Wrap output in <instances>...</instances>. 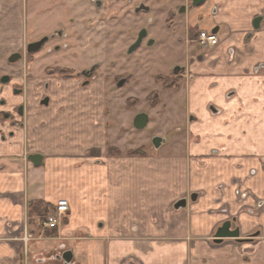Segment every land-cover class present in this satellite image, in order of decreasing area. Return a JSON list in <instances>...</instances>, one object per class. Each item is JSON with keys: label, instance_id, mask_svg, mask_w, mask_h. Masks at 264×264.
<instances>
[{"label": "crops", "instance_id": "crops-1", "mask_svg": "<svg viewBox=\"0 0 264 264\" xmlns=\"http://www.w3.org/2000/svg\"><path fill=\"white\" fill-rule=\"evenodd\" d=\"M252 4L244 0L221 13L218 23L228 28L218 47L189 44L209 59L193 67L200 76L186 80L181 92L188 112L201 119L188 128L200 141L189 140L186 150L110 156L99 121L103 110L85 96L91 88L53 79L49 106L38 105L42 97L33 102L31 90L29 103L19 96L24 127H13L9 140L0 135V264H64L57 258L66 251L74 254L71 264H264V207L243 210L264 201V73H254L264 63V30L244 41L250 18L259 12ZM0 41L2 49L12 47ZM230 47L236 49L233 61ZM233 89L236 97L226 99ZM211 103L220 115L206 111ZM34 154L42 156L40 167L29 160ZM240 181L251 189L248 200L235 194ZM194 192L198 201L174 210L177 200ZM61 199L69 201L70 213L48 235L40 218L30 216V205L54 208ZM224 209L237 217L242 236L259 237L212 245L229 217Z\"/></svg>", "mask_w": 264, "mask_h": 264}, {"label": "rangeland", "instance_id": "rangeland-1", "mask_svg": "<svg viewBox=\"0 0 264 264\" xmlns=\"http://www.w3.org/2000/svg\"><path fill=\"white\" fill-rule=\"evenodd\" d=\"M40 1L52 4L48 9L49 12L52 11V14H43L35 18L28 12L25 17L22 8L18 18L19 24L15 29L7 30L6 27H0V38H3L5 34H10L15 38L10 45L12 47H6V49L0 47V78L8 75L12 79L8 85L0 82V135L4 134L5 139L9 140V132L12 130L11 121H5L1 116V111L13 112L14 107L20 101L19 97L13 93V87L23 88L25 103L30 102L29 90L33 91L37 97V100L33 99V102L37 104L38 97L48 95L42 84L46 80L44 71L49 64H53L49 63L52 60L51 62L63 68L64 66H76L80 69L98 64L97 76L100 78L91 87V93L86 92L85 96L90 97V101L95 100L103 110L99 121L104 124V137L107 140L110 156L122 155V151L127 150L133 151L131 155L154 156L157 152L158 154L165 153L167 156L180 150L182 140L175 137L174 130L183 121L182 112L178 111L176 105L181 101L176 96L175 90L167 91L166 87H162V82L167 83L174 80L173 78L167 79V76H171L167 72L183 62L185 58H182L183 49L173 43V37L169 38L164 24L165 20L159 16L162 12H159L160 10L157 12L158 22L154 28L157 30L155 36L159 38L160 44L154 48L143 47L129 57L126 50L135 41L137 32L146 26L144 17H138L130 8L126 11L121 5L123 0L111 2L100 0L103 5L101 9H97L91 0H69V2L76 3L71 12H67V17L73 19L78 25L72 29L78 39L72 40L73 49L64 50L63 53L56 54L49 59L46 58L48 54L44 51L35 55L34 62L26 64L28 67L25 63L18 66L10 64L8 58L15 51L25 46L27 42L55 29L61 23V13H66L64 2L60 3L63 0H37V2ZM2 8L6 9L8 5H1L0 10ZM191 17L197 29L209 31L210 10L208 5L196 8ZM32 27L36 28L39 35L30 34ZM80 49L85 54L83 58H90L87 63L77 59L79 56L76 54ZM119 67L121 68L117 69ZM120 78L128 79L129 85L126 88H116V82ZM53 79L63 81L64 78L57 76ZM65 82L77 86L75 80H65ZM143 112L150 116V124L144 131H137L134 129L133 120L137 114ZM200 113L203 114L202 111ZM155 136L166 139V144L158 150L152 144ZM113 144H117V147ZM134 148L136 150H133ZM38 218L43 219L44 217Z\"/></svg>", "mask_w": 264, "mask_h": 264}, {"label": "flooded vegetation", "instance_id": "flooded-vegetation-1", "mask_svg": "<svg viewBox=\"0 0 264 264\" xmlns=\"http://www.w3.org/2000/svg\"><path fill=\"white\" fill-rule=\"evenodd\" d=\"M58 1V0H57ZM93 3H95V6L97 9L102 8V1L100 0H91ZM108 1H114V0H108ZM244 0H123V3L121 5L126 11H129V8L133 11L135 15L138 17H144V21L146 22V26L142 27L136 34V39L135 41L127 48L126 54L130 57L133 54H135L137 51H139L141 48L146 47V48H154L157 45L160 44V40L157 36H155L156 29V24L158 22V18L156 16L157 12H162L159 16L163 17L164 24L167 29V33H169V38L173 37V43L178 45L182 50V58H185L183 62H180L178 65H176L172 70L168 71L167 73L171 74V76H167V79L169 80L170 78H173L174 80L171 82L165 83L164 81L162 82V87H166L169 91L171 89L175 90V94L179 97V101L181 103H177V109L178 111L180 110L182 112L183 118L182 124L180 126H176L174 133L175 137L177 136L182 140V149L186 150L189 145V140L190 141H200V139L194 138L193 134L190 136L191 132L188 130L190 125H193L197 122H200V117L197 115L195 112H188L187 107L185 102H182L183 97L181 95L184 83L186 80L189 82H195L200 74L198 72H195L193 67H198L204 62L209 59L205 58L207 54H204L203 52H200L198 54H195L192 49H189V44H192L193 47H200L202 49H208L212 50L220 45V40L222 39L224 32L226 28H228L227 23H218V19L220 18L221 13H227L229 12L228 9L233 7V4L238 5L239 2H242ZM1 5H8V8L6 9H1L0 10V27H6L5 29H15L17 25L19 24V14L21 13V9L23 8V13H25V17L28 14H32L35 18L37 16H41L43 14H52V11H48L49 8H51L48 2H37V0H2L0 1ZM64 2V9L65 14L61 13V23L55 27V29L47 31L44 33L42 36L40 35L38 38L35 40L29 41L26 43L25 46L20 47L17 51H15L9 58V63L13 65H21L22 63L26 64H31L34 62V56L38 55L44 51H46V54L48 56L46 58H52L54 55L59 53H63L65 51H71L73 49V39L75 38L78 40L73 34V27H77L76 22L73 21V19H69L68 13L71 12L72 7L76 2H69V0H63L60 1V3L63 4ZM197 2H200L199 4ZM0 5V6H1ZM209 6L210 10V21L208 25V30H199L197 29L194 24V20H192L193 17L191 15L193 14L194 10L196 8H200L203 6ZM253 7L252 9L254 10H259L258 13H255L250 19V27H251V32L247 33L244 41L249 42L253 38L256 37V34L259 33L260 31L264 30V0H254V4H252ZM251 9V10H252ZM233 10V9H232ZM232 10H230L232 13H234ZM46 11V12H45ZM70 11V12H69ZM45 12V13H44ZM236 14V13H234ZM64 15V16H63ZM63 16V17H62ZM64 25V26H63ZM34 27V25H33ZM31 29L32 35H39L37 34L36 28ZM69 27H72L69 29ZM69 30V32H67ZM155 32V33H154ZM184 32V35L182 34ZM202 32H206L209 36L216 38L217 44L214 47H210L207 45H204L201 43L199 40V36ZM142 37L138 47L131 51L134 45H136L139 42V38ZM7 39L8 42L13 43L15 41V38L13 36L6 35L2 38ZM46 39L45 43L40 47L38 51H34L29 53L28 49L30 45H37L41 41ZM73 40V41H72ZM59 41V42H57ZM188 43V49L185 45V43ZM63 46V48H61ZM191 47V46H190ZM36 48V47H35ZM95 48V46H94ZM93 48V49H94ZM78 50V49H77ZM85 51V50H84ZM184 51V52H183ZM79 56L80 62L87 63L90 58H83L85 57V54L83 51H77ZM227 55L230 57L229 59L233 61L236 56V49L234 47H230L227 50ZM16 56L15 61L12 63L10 62L11 58ZM52 60L49 61V64L44 73V77L46 80L43 81L42 86H44L46 92L50 91V87L52 85V78L57 77V76H62L63 81H70V80H75L76 83L78 84V87L81 88L82 90L84 89H90L100 77L97 76V71L99 68L97 67L98 64H93V66L89 67H82L80 69L75 67H69V66H64L60 67L59 64L55 62H51ZM83 65V64H81ZM28 67V65H26ZM30 66V65H29ZM121 67L117 68L120 69ZM255 74H262L264 73V63H260L258 66L255 67L254 69ZM4 77H9L8 75L1 76L0 82L2 83V79ZM162 77V76H160ZM12 79L10 78V81L4 85L10 84ZM3 84V83H2ZM129 85L128 79L127 78H120L116 82V88L122 89L126 88ZM214 85V84H213ZM216 86V85H215ZM14 95L17 97L22 96L24 94L23 88L19 87H13L12 89ZM237 93L236 90L233 89L231 91H228L226 93V99H231L236 97ZM48 98L49 102L48 105L50 104V96L45 95L41 98L40 100V105H43V101ZM4 106V102L2 103ZM13 112H5L1 111V116H3V119L5 121H11L12 128L17 127L23 128L24 127V122L21 120L19 121V117H23L24 115V105H17L14 107ZM206 111L209 114L218 116L222 113V109L219 106H216L214 103H211L209 106H207ZM144 113V112H143ZM141 114V113H139ZM147 114V113H145ZM138 115V114H137ZM148 115V114H147ZM17 116V118H16ZM149 116V115H148ZM136 117V116H135ZM135 119V118H134ZM150 124V116H149V122L148 125L146 126L145 129L149 127ZM133 126H134V120H133ZM145 129L141 130L144 131ZM181 132H184L181 134ZM10 136L13 135V131L11 130L9 132ZM189 136V138H188ZM1 137L4 138V134H1ZM176 137V138H177ZM154 138H161L163 140L162 145L158 148L160 149L162 146L166 144V139L161 137V136H155ZM153 138V139H154ZM152 139V141H153ZM153 144V143H152ZM155 148V147H154ZM156 149V148H155ZM156 149V150H158ZM158 153L156 152L154 155H157ZM212 156H216L219 154V150L214 149L212 151ZM36 155V154H34ZM30 157V156H29ZM255 170H250V174H254ZM236 196L240 198V201L248 200L251 195V189L249 188H244L243 187V181L238 183V188L235 190ZM200 197L199 193H193L189 197H184L182 199H179L175 202H181L185 201L186 202V207L181 208L180 210L187 209L188 206L193 203L198 201ZM174 204V205H175ZM173 205V208H174ZM264 207V201H255L254 207L250 206H245L243 208L244 211H248L250 214L251 213H256L258 209ZM174 210H176L174 208ZM178 211V210H176ZM224 213L229 212V217L223 222L221 226H219L216 231L215 235L213 238L210 239V243L214 246H221L225 244L226 242L234 243V244H245V243H252L257 237H259V234H252L248 237H244L241 234V229L237 224V217L234 215L230 214V210H223ZM224 224H229V228L225 230L229 235H231L234 232H237L238 235L235 236H224V237H217V233H219L224 226Z\"/></svg>", "mask_w": 264, "mask_h": 264}, {"label": "water", "instance_id": "water-1", "mask_svg": "<svg viewBox=\"0 0 264 264\" xmlns=\"http://www.w3.org/2000/svg\"><path fill=\"white\" fill-rule=\"evenodd\" d=\"M198 4L200 2H197ZM143 36H141L139 38V42L133 46V48L131 49V51H133L134 49H136L141 41ZM46 39H44L43 41H41L40 43H38L37 45H30L29 46V53L31 52H34V51H38L40 49V47L45 43ZM36 47V48H35ZM16 59V56L12 57L10 62H14ZM10 81V78L9 77H4L2 79V83L3 84H6ZM48 102H49V99L46 98L44 101H43V105L47 106L48 105ZM148 122H149V116L145 113H141V114H138L135 119H134V129L137 130V131H141L143 129L146 128V126L148 125ZM153 146L158 149L162 143H163V140L161 138H154L153 141ZM29 160L34 164V166L36 167H40L42 165V156L39 155V154H36V155H31L29 157ZM186 207V202L185 201H181V202H178L174 205V208L176 210H180L181 208H185ZM229 228V224H224V226L222 227L221 231L219 233H217V237H224V236H237L238 233L237 232H234L232 233L231 235H229L225 230H227ZM60 262H64V264H71L73 259H74V254L72 251H66L64 252L61 256H59L57 258Z\"/></svg>", "mask_w": 264, "mask_h": 264}, {"label": "built area", "instance_id": "built-area-1", "mask_svg": "<svg viewBox=\"0 0 264 264\" xmlns=\"http://www.w3.org/2000/svg\"><path fill=\"white\" fill-rule=\"evenodd\" d=\"M199 40L202 44L214 47L217 44V40L214 37L209 36L206 32H202L199 36ZM70 213V203L66 199H61L57 202L55 207L49 212L47 216L39 220V227L43 232L55 231L64 222L66 217ZM31 237L27 234L24 237L25 243H27ZM62 249H66L65 245H62Z\"/></svg>", "mask_w": 264, "mask_h": 264}, {"label": "trees", "instance_id": "trees-1", "mask_svg": "<svg viewBox=\"0 0 264 264\" xmlns=\"http://www.w3.org/2000/svg\"><path fill=\"white\" fill-rule=\"evenodd\" d=\"M53 209L48 204L44 202H35L30 205V216L32 217H40V216H47L49 212ZM48 235H54V231H46ZM50 232V233H49Z\"/></svg>", "mask_w": 264, "mask_h": 264}]
</instances>
